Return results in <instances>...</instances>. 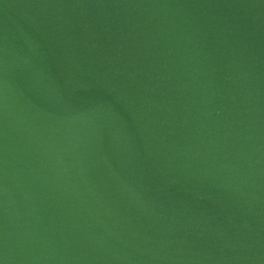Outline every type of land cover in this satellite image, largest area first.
Segmentation results:
<instances>
[{
  "label": "water",
  "instance_id": "1",
  "mask_svg": "<svg viewBox=\"0 0 264 264\" xmlns=\"http://www.w3.org/2000/svg\"><path fill=\"white\" fill-rule=\"evenodd\" d=\"M0 264H264V0H0Z\"/></svg>",
  "mask_w": 264,
  "mask_h": 264
}]
</instances>
